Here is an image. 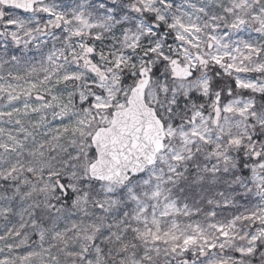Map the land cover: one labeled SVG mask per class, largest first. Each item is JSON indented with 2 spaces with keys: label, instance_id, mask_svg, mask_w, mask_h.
I'll return each mask as SVG.
<instances>
[{
  "label": "snow or ice",
  "instance_id": "obj_1",
  "mask_svg": "<svg viewBox=\"0 0 264 264\" xmlns=\"http://www.w3.org/2000/svg\"><path fill=\"white\" fill-rule=\"evenodd\" d=\"M0 264H264V0H0Z\"/></svg>",
  "mask_w": 264,
  "mask_h": 264
}]
</instances>
